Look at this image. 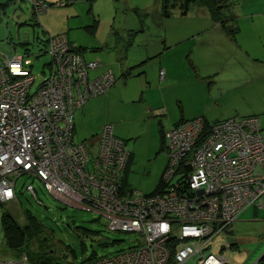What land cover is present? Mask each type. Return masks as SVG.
<instances>
[{
  "label": "built area",
  "instance_id": "built-area-1",
  "mask_svg": "<svg viewBox=\"0 0 264 264\" xmlns=\"http://www.w3.org/2000/svg\"><path fill=\"white\" fill-rule=\"evenodd\" d=\"M29 1L37 13L47 5ZM46 37L49 61L37 83L29 59L0 56V202L16 198L17 178L26 174L64 204L94 201L93 209L108 218L109 229L140 235L133 249L76 264H225L217 236L225 237L224 230L249 199L246 204L264 205L259 120L234 116L205 129V122L192 118L170 126L161 188L154 194H121L127 151L113 124L103 125L95 144L76 141L73 131L75 111L114 83L112 70L92 76L99 61L85 59L63 34ZM183 171L179 183L171 184L175 173ZM26 190L36 198L32 182ZM0 264L32 263L23 249L0 256Z\"/></svg>",
  "mask_w": 264,
  "mask_h": 264
},
{
  "label": "rangeland",
  "instance_id": "rangeland-1",
  "mask_svg": "<svg viewBox=\"0 0 264 264\" xmlns=\"http://www.w3.org/2000/svg\"><path fill=\"white\" fill-rule=\"evenodd\" d=\"M56 1L46 0L45 9L37 13L28 0H14V3L6 8L5 13L0 15V56L20 54L29 59L32 63L31 72L35 75L36 83L43 76L42 71L49 61V55L44 51L48 32L51 35L63 34L66 36L67 34L77 46L88 49L84 53L86 57L97 53L98 57H94V59L106 64L107 67H112L116 78L119 77L121 80L120 73L124 70L117 56L120 57V53L123 51L121 48L125 42L124 35L129 29H133L130 31L136 34V38L134 43L132 40L127 43V47L133 45L121 63L133 64L144 52H151V47L156 48L160 45L163 47L166 41L172 44L167 48L168 52L164 54L163 58L174 70V74L171 75L172 79L167 78V87H164L165 91H163V99L167 107L173 103L176 92L184 97L187 105L193 101L192 107L197 106L199 113L206 114V118L204 116L193 117L192 122H206L207 120L213 122L216 118L234 117L232 115L235 113L239 114L237 116L248 114L247 116L250 118L254 117L251 118L252 120L255 118H257L256 121L259 120L264 134L263 76L250 81L248 78L234 80L231 95H228L229 100L222 101L221 105L213 100L206 101L204 99L202 87L206 83H193L184 77V74L191 75L190 70L196 72L194 69L196 62L199 65L200 73L198 79H204L203 75L206 73L204 68H210L211 73L205 77L207 82L211 80L228 81L230 78L240 79L242 78L240 75L244 73L252 77L262 73L258 70L260 66L264 69V59L254 57L256 52L248 33L231 35L224 31L218 18V14L221 13L218 11L222 7L218 8L213 3L200 2L191 5L188 13L190 18H201L198 19L200 21L203 18L199 16L208 17L206 22L201 23L205 28H197L193 27L191 23H181L179 19L181 15L177 9L172 11L171 16H163L161 0H68L67 3L59 6L55 5ZM169 12L171 13V9ZM38 20L41 21V24ZM182 20L191 22L195 19ZM36 21L39 24L33 26L32 29L30 23ZM238 24L241 28L242 22ZM94 25L97 26L95 35L92 34L93 32L87 31L91 30ZM60 28L65 32L56 33ZM33 30L34 33H32ZM244 30L241 28V31ZM27 31L31 32L30 38L22 44V35ZM177 35L182 37V40ZM145 43H149L148 47L145 46ZM72 47L78 49L76 46ZM256 56L261 58L258 54ZM152 58L153 55L147 57L146 61L148 62ZM151 70H155L154 65H146L145 74L147 73L149 77L152 74ZM90 75H93V71L90 72ZM159 78L161 79L159 80L160 85H162L165 80L162 69L159 70ZM154 82L152 81V85ZM226 83L223 82L221 85H226ZM149 86L147 81L144 90H149ZM214 89L213 87L211 91ZM149 94L155 100L160 97L155 89L146 92V95ZM196 100L203 101L197 105ZM113 104L116 108H120L119 104L115 102ZM147 110L149 111V109ZM250 113L255 115H250ZM171 116H174L173 112H171ZM103 120H108L106 123L115 122L113 118H109L103 113L99 115L93 112L86 116L81 114L76 132H74V139L87 141L89 144L92 141L95 144L98 140L95 133L84 135L101 124ZM167 120L170 126L172 121L168 118ZM134 121L137 122V126L144 127L142 131L145 133L148 121L145 123L140 120ZM180 122L174 124L172 128L179 126ZM114 125L123 126L121 120L115 122ZM137 131L133 130L132 133H137ZM173 133L174 129L169 134ZM136 135L120 136L126 139L128 149L134 154L132 166L128 172V183L133 190L149 194L160 182L167 166L166 150L169 148L167 146L169 135L166 133L163 137L161 148V139L157 136L155 140L154 135H150V137L143 134L139 137ZM178 177L179 174L175 173L170 180L171 184ZM30 182L34 185L36 198L26 190V185ZM129 191H124V193ZM258 196L255 199L259 198ZM251 199L253 198L251 197ZM90 202L94 204V201L90 200ZM248 202L250 199L244 203V206H248L249 204H246ZM91 204L87 203V206L81 203L64 204L48 192L39 179L31 178L26 174L20 175L16 181V198L0 202V256L12 254L11 249L3 240L1 227L3 211L9 212L20 224L27 223L26 214L31 213L44 225L43 231L46 236L51 237L50 243L56 250L52 261L60 258L69 264H76L93 251L97 255H106L137 244L140 239L138 233L109 229L108 223H106L108 218L105 215L100 216ZM97 206L100 208L99 205ZM242 209H240L242 210L240 213L237 212L232 233L226 234L224 237V248L221 253L227 259L225 264H254L258 256L264 253V205H250L248 208L243 207ZM90 230H94L96 233ZM220 237L221 235L217 236L215 243ZM45 243L48 244V241L45 240ZM218 245H214V251L218 250ZM64 253L65 255H62Z\"/></svg>",
  "mask_w": 264,
  "mask_h": 264
},
{
  "label": "crops",
  "instance_id": "crops-1",
  "mask_svg": "<svg viewBox=\"0 0 264 264\" xmlns=\"http://www.w3.org/2000/svg\"><path fill=\"white\" fill-rule=\"evenodd\" d=\"M3 1H5V0H1L0 2H3ZM13 3H14V1H13ZM189 12H190V10H189ZM252 14H254V15L252 16ZM252 14L249 16L247 13H244V12L241 13V16L239 17L237 23L242 22L241 28H244L245 30L241 31V28H238L237 33L238 34H240L242 32L248 33L250 41L253 44L254 51L261 58L256 56L257 55L256 53H255L254 57L258 58V59H264V12L263 11L255 12L254 11ZM199 17H202L203 19L198 21V19H201V18H196V17L190 18L188 14H187V16L181 17L179 19H180L181 23H184V24L185 23H191V24H193V27L205 28V26L201 25V23L206 22L207 21L206 18H208V17L207 16L206 17L205 16H199ZM182 19H195V20H193L191 22H187V21L182 20ZM238 27H239V24H238ZM96 31L97 30H95V32H93L92 34L95 35ZM114 31H116V30H114ZM61 32H65V30L60 28L57 30L56 33H61ZM56 33H53V34H56ZM66 33H67V31H66ZM66 36H67V34H66ZM128 36L130 38V34H128ZM177 36H178V38H181V40H182V37H180L179 35H177ZM124 37H125L124 38L125 42H124L123 47L121 48L123 51H122V53H120L121 54L120 57L117 56V59H118L120 65L123 67V70H124V72L120 73V75H121L120 79L121 80L118 79L119 81L117 80V82L114 85H112L101 96L99 95V96H96V97L89 99L82 106L81 109H79L75 112L76 129H77V122L80 120L81 114H84L86 116L88 114H92L93 112L95 114H99V115H101L103 113L105 116L108 115L109 118H113L115 120V122H117L119 120L122 121L123 126H120V125L116 126V125H114L115 122L114 123L113 122H107V123L113 124V133L117 137L122 138L120 136H128V134H137L136 136H138V137L142 136V134L147 135L149 137H150V135H154L155 140H156V136L161 139V145H160V148H161L162 144H163V137L166 135L165 131H167L166 129H168L166 127L169 126L167 118L170 121H172V123L170 125V126H172L176 123H179L182 120H187V119H190V118H193L196 116H204L206 118V114L202 113V112L199 113V111L196 108L197 106L192 107L193 101H190L189 104L187 105V103H185L184 97L180 94H177L176 92H175V97L173 99V103L171 105L169 104L167 107L166 103L164 102V99H163V93L164 92L163 91H165L164 87H167V85H166L167 84V82H166L167 78L172 79L171 75L174 74L173 68L170 67L169 63L165 62L163 59L164 54H166L168 52L167 48L172 45L171 43L166 41V43L163 47H161V45L159 47H156V48L151 47L150 48L151 52H144V54L141 55L139 57V59H137L133 63V64H135V63L141 64L139 66H142V67H145V65H152V64L154 65L155 70H151L152 71L151 77H149L147 73L145 74L146 79L149 82L150 86H149V90H144V83H143L144 79L142 78L143 76H135L131 73L130 66L133 64H130L129 62H128V64L121 63V61L126 58L127 51L133 45L132 44L128 48L126 44L129 43V41L126 40L127 36H124ZM135 38H136V34L134 36V40H135ZM68 39H69V37H68ZM70 41L72 42L71 46H76V47L81 48L83 50V55L88 50L86 47L77 46L72 40H70ZM148 44L149 43H145V46L148 47ZM151 55H153V58L147 62L146 58L151 56ZM94 57H98V54L95 53V54L91 55L90 57H86V58H90V59L93 58L94 59ZM198 66H199L198 63L196 62V64L194 65V67H195L194 69L196 72L194 73L193 70H190L191 75L184 74V77L186 78V80L190 79L193 83H199V84H205L206 83V85L204 87H202L204 89V99H206V101L207 100H213L214 102L218 103L219 105H221L220 103L222 101L229 100L228 95H231V89L233 88L232 82H234V80H245L246 78H248V81H250V80H256L257 78L262 77V76L264 77V69L260 66V69L258 71L262 72L263 74L260 73L259 75L254 76V77L249 76L248 74L244 73V74L240 75V76H242V78H240V79L230 78L228 81L211 80V81L207 82L205 77H207L211 73L210 68H208V69L204 68V70L206 71L205 75H203L204 79H198V75L200 74ZM106 68H107L106 64L104 65L101 62V65H99L93 71V76L103 72ZM109 68H112V67H109ZM161 69L164 70V72H165V77H164L165 80L162 83V85H160V81H159L160 80L159 70H161ZM127 72H129V74H127ZM186 72H188V71H186ZM152 81L153 82L155 81L153 85H152ZM223 82H227L226 85H221ZM213 87L215 89L213 91H211V89ZM151 89L157 90L159 95H160V97H158L156 100L152 99L150 97V94L146 95V92H148V91L150 92ZM144 91H146V92L144 93ZM201 101H203V100H201ZM201 101L196 100L195 103L198 105ZM114 102L119 104L120 108H116L113 104ZM147 109H149V111ZM159 109H160V111H159ZM162 109H164V110H162ZM171 112H173V115H174L173 117L171 116ZM78 113H81V114H78ZM237 115H239V114L235 113V115H232V116H237ZM246 115H248V114H246ZM250 115H255V114L250 113ZM118 118H121V119H118ZM227 118H230V117H227ZM216 119H224V118H216ZM134 120H136V121L140 120L144 123H145V121H148V126H147L145 133H143V131H142L144 129V127L137 126V122H135ZM106 121H108V120H106ZM106 121L103 120L101 124H98L95 128L89 130V132L84 136H87L88 134H92V133H95L98 136L100 134L99 131L102 129L103 125L106 124ZM86 125L88 126L87 121H86ZM133 130H138V131H137V133H132ZM131 137H134V136H131ZM122 139H124V138H122ZM124 140L126 141V139H124ZM250 205L256 206L255 204H249L248 206H250ZM248 206H246L245 209L248 208ZM235 222L236 221H234V223ZM231 229H232V227H231ZM232 230L230 231L231 233H232ZM263 240H264V236H263ZM258 264H264V263L263 262L261 263V261H260Z\"/></svg>",
  "mask_w": 264,
  "mask_h": 264
},
{
  "label": "trees",
  "instance_id": "trees-1",
  "mask_svg": "<svg viewBox=\"0 0 264 264\" xmlns=\"http://www.w3.org/2000/svg\"><path fill=\"white\" fill-rule=\"evenodd\" d=\"M13 1L14 0H5L3 2H0V15L5 13L6 8L10 4H12ZM43 2L46 3L45 0ZM199 2L207 3V4L213 3V4H216L218 8L222 7L218 11V12H221L220 14H218V18L221 22V25L224 27V31L227 34H231V35H234L235 33L238 32L239 27H238L237 22L239 19L240 12L247 13L249 16L254 11L264 12V0H161L162 14L163 16H171L172 11L174 9H177L179 10L180 12L179 14L181 15V17H184L188 14L190 6L193 5L194 3H199ZM29 3L31 6H33V4L30 1ZM170 9H171V13L169 12ZM253 15L254 14H252V16ZM0 19H1V16H0ZM32 23L37 24L38 22L36 21ZM96 27L97 26L94 25L91 30H87V31H89V33L95 32ZM48 35L49 33L47 34V36ZM132 41L134 42V38H132ZM24 43L26 42H23L22 44ZM85 59H90V58L85 57ZM139 65L141 64L135 63L131 65L130 70H131V73L135 76H143L142 78L145 80V81L143 80V83L145 86L147 84V79L145 76L146 65L145 67H142ZM127 74H129V72H127ZM225 119H228V118L215 119L213 122H208L207 120L205 122L206 126H204L203 128L205 129L210 128V126L219 124L218 122L225 120ZM74 132H76L75 113H74ZM125 146H126V151H127L126 152L127 157L125 160L124 167L122 169V179H121V184L119 186V190L121 194H125L124 191H127V190L134 191L131 188L130 184L128 183V172L130 171V168L132 166L134 154L131 150L128 149L127 144H125ZM186 170H189V166L186 167ZM185 172L186 171L178 172L179 174L178 179H181L183 177V173ZM178 179L173 183H176V182L179 183ZM163 180L165 179H164V176L162 175L160 178V182L157 184L156 188L151 193H155L161 188V186L163 185ZM184 187L185 186H180V189L187 191ZM26 216H27V223L20 224L9 212L3 211L2 217H1V227H2V233H3V240L5 244L11 249L13 253H17L23 249L26 250L28 253L29 260L32 264H54L52 263L53 262L52 259L54 258L56 254V250L55 248L52 247V244L50 243L51 237L46 236L45 231H43L45 229L44 225L36 217H34L31 213H27ZM231 230L232 229H230L229 227L227 231L224 230L223 233L226 232L227 234H229L231 233L230 232ZM90 231L96 233L94 230H90ZM45 240L48 241V244L45 243ZM103 243L105 244L106 242H103ZM95 254L96 253L93 251V253L85 257L83 260L93 258ZM62 255H65V253ZM260 261L261 262L264 261V255H262V258Z\"/></svg>",
  "mask_w": 264,
  "mask_h": 264
},
{
  "label": "flooded vegetation",
  "instance_id": "flooded-vegetation-1",
  "mask_svg": "<svg viewBox=\"0 0 264 264\" xmlns=\"http://www.w3.org/2000/svg\"><path fill=\"white\" fill-rule=\"evenodd\" d=\"M68 2V0H57V2H55V5H57V6H59V5H61V4H65V3H67ZM39 23H41L40 21H39ZM129 30H133V29H129ZM127 31V33L124 35V36H127V41H131L132 40V38H134V36H135V34H133V33H131V31ZM128 34H130V38H129V36H128ZM67 37V36H66ZM125 38V37H124ZM67 39H68V37H67ZM68 41L70 42V43H72L69 39H68ZM91 59H93V58H91ZM94 60H97V59H94ZM98 61V60H97ZM99 62H101V61H99ZM106 69H111L112 70V74H113V77H114V79H115V81H114V83L112 84V85H114L116 82H117V80L119 79V77H117L116 78V76H115V74H114V70L112 69V68H109V67H107ZM105 69V70H106ZM111 85V86H112ZM110 86V87H111ZM109 87V88H110ZM108 88V89H109ZM218 243H220L219 245L220 246H223L224 245V237H220L219 239H218ZM52 249V248H51ZM60 257V256H59ZM59 259V258H58ZM60 260V259H59ZM61 261H62V259H61Z\"/></svg>",
  "mask_w": 264,
  "mask_h": 264
},
{
  "label": "clouds",
  "instance_id": "clouds-1",
  "mask_svg": "<svg viewBox=\"0 0 264 264\" xmlns=\"http://www.w3.org/2000/svg\"><path fill=\"white\" fill-rule=\"evenodd\" d=\"M38 21H39V20H38ZM38 21H37V22H38ZM35 24H36V23H35ZM37 24H39V23H37ZM37 24H36V25H37ZM36 25H35V26H36ZM33 32H34V30L32 31V33H33ZM49 34H50V33H49ZM78 50H80V51L83 53V51L81 50V48H78ZM84 57H85V56H84ZM100 65H101V62H100ZM92 76H93V75H92ZM164 77H165V75H164ZM160 80H161V79H160ZM107 90H108V89H107ZM107 90H106V91H107ZM106 91H105V92H106ZM105 92H104V93H105ZM100 95H102V94H100ZM98 96H99V95H98ZM94 97H96V96H94ZM91 98H93V97H91ZM91 98H90V99H91ZM88 100H89V99H88ZM88 100H87V101H88ZM87 101H86V102H87ZM86 102H85V103H86ZM85 103H84V104H85ZM84 104H83V105H84ZM83 105H82V106H83ZM80 108H82V107H80ZM191 119H192V118H191ZM233 223H234V222H233ZM232 225H233V224H232ZM231 227H232V226H231ZM230 229H231V228H230ZM225 234H227V233L225 232ZM59 259H60V258H59ZM59 259H54V261H53L52 263H54V264H69V263H67V261H63V260L61 261V259H60V260H59ZM225 262L227 263V259H225Z\"/></svg>",
  "mask_w": 264,
  "mask_h": 264
},
{
  "label": "water",
  "instance_id": "water-1",
  "mask_svg": "<svg viewBox=\"0 0 264 264\" xmlns=\"http://www.w3.org/2000/svg\"><path fill=\"white\" fill-rule=\"evenodd\" d=\"M30 24H31V23H30ZM31 26H32V29H33V26H35V24H31ZM33 33H34V32H33ZM29 34L31 35V32L27 31V32H25V33L22 35V43H23V42H26V41L29 40V38H30ZM262 253H263V252H262ZM262 255H264V253H263V254H260V255L258 256V258L255 260L254 264H256L258 261L261 260Z\"/></svg>",
  "mask_w": 264,
  "mask_h": 264
},
{
  "label": "bare ground",
  "instance_id": "bare-ground-1",
  "mask_svg": "<svg viewBox=\"0 0 264 264\" xmlns=\"http://www.w3.org/2000/svg\"><path fill=\"white\" fill-rule=\"evenodd\" d=\"M99 65H100V64L95 65V66L93 67L92 71H94ZM104 72H105V70H104L103 72H101V73L95 75V76H100V75H102ZM93 91H96V89H93ZM100 132H101V131H100ZM98 137H99V135L97 136V138H98ZM187 152H188V150L185 151V154H184V155H186ZM167 162H168V161H167ZM15 189H16V185H15ZM137 192H139V191H137ZM139 193H140V192H139ZM142 194H143V193H142ZM149 194H154V193H149ZM100 216L103 217V214H100ZM223 246H224V245H223ZM129 248H130V249H133V246H132V247H129Z\"/></svg>",
  "mask_w": 264,
  "mask_h": 264
}]
</instances>
